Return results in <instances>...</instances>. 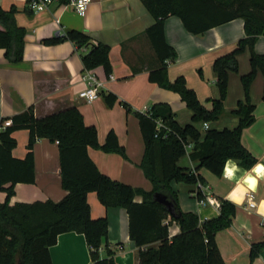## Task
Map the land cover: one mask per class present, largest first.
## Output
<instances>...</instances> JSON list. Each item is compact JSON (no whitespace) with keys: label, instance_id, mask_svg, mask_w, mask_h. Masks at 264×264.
<instances>
[{"label":"trees","instance_id":"trees-1","mask_svg":"<svg viewBox=\"0 0 264 264\" xmlns=\"http://www.w3.org/2000/svg\"><path fill=\"white\" fill-rule=\"evenodd\" d=\"M71 0H58L64 5ZM154 18V24L146 30L152 47L158 57L159 66L149 73V80L162 88L180 94L192 110V122L180 124L172 107L167 103L154 104L148 112L136 111L145 141V152L140 164L153 189L133 187L114 180L97 167L89 154V148L105 152H117L127 158L125 148L118 136L111 131L104 144L98 139V129L87 125L84 115L77 106L59 110L38 117L31 106L13 116L0 118V189L7 193L0 202V264H53L50 247L55 245L60 234L77 232L84 234L90 249L92 264H118L115 251L109 247V220L107 217L93 218L88 194L96 192L106 207H123L129 216V233L139 247V264H226L217 242V234L231 227L237 206L230 200H221L217 217L201 220L195 212L183 211L178 194L172 182L189 184L203 183L201 168H207L221 176L229 159L237 160L251 169L257 159L242 143L244 129L255 121V105L250 97V87L257 72L264 74V55L255 51L258 38L264 35V0H142ZM14 5L5 9L0 4V48L6 50V57L12 63L24 59L27 30L18 25ZM26 12L33 14L27 2ZM169 16L182 19L186 29L194 34H203L209 29L237 18L245 21L246 36L241 38L235 49L217 57L213 67L217 74L220 96L212 99L208 108L197 92L187 84L185 76L170 80L168 67L178 58L177 50L168 43L165 34V20ZM70 40L79 47L90 48L82 54L85 71L103 67L109 76L112 71L111 48L103 42H96L86 32L69 29L63 35L45 38L42 42L54 45ZM247 48L251 51L249 73L242 76L245 100L238 108L227 112L224 106L228 95L229 78L238 72V56ZM203 76L202 71H199ZM108 106L118 101L112 92H101ZM264 99V93H263ZM123 105L131 109L123 102ZM226 114L239 118L234 128H209L204 132L197 122H215ZM11 125L4 126L5 121ZM164 126L158 129V122ZM29 131L27 154L16 158L17 147L14 133ZM58 141L62 186L68 194L60 201L51 199L32 203L18 202L10 205L19 182L35 183L34 147L38 140ZM198 162L195 170L182 167L178 160L188 152ZM143 196L142 202L135 200ZM158 195L169 203L162 202ZM198 199L204 194L197 192ZM168 221V222H166ZM176 222L179 233L170 236V226ZM159 242V246H153ZM105 245L106 256L100 249ZM264 250V240L252 244L250 257L254 260Z\"/></svg>","mask_w":264,"mask_h":264},{"label":"crops","instance_id":"crops-1","mask_svg":"<svg viewBox=\"0 0 264 264\" xmlns=\"http://www.w3.org/2000/svg\"><path fill=\"white\" fill-rule=\"evenodd\" d=\"M5 9L18 8V25L26 28L24 59L12 63L6 57V50L0 48V118L13 116L33 106L38 117L77 106L87 125L98 129L100 144H104L113 131L125 148L127 158L117 152H105L90 147L89 154L101 172L114 180L147 191L153 189L152 182L140 167L145 141L136 111H144L157 103L169 104L177 121L184 125L192 122L193 112L182 100L179 93L162 88L149 80L151 70L159 66L158 57L152 47L146 30L154 24V18L142 0H92L84 15L54 2L40 12L28 14L27 0H0ZM3 26L0 24V29ZM69 29L88 33L94 41L110 46L112 75L110 79L103 67L91 70L103 82L101 92H112L118 96L113 106H108L103 95L92 102L79 97L85 88L83 75L86 73L81 56L90 48L79 47L66 40L54 45L42 42L45 38L63 35ZM165 34L169 44L178 53L176 61L168 67L170 80L185 76L187 84L194 89L199 99L212 108V99L220 96L217 74L213 64L217 57L231 52L238 41L246 36L245 21L237 18L215 26L203 34H194L186 29L182 19L169 16L165 20ZM255 51L264 55V35L255 44ZM251 51L247 48L238 56L240 68L230 74L228 95L224 106L229 113L245 100L242 76L251 70ZM202 71L203 76L199 71ZM264 74L261 70L250 87V97L255 105V121L242 133V143L264 165ZM126 102L131 109L123 105ZM239 118L226 114L218 121L209 122V128H234ZM196 126L203 132L204 122ZM17 147L13 150L16 158L27 154L29 131L14 133ZM191 148L178 160V164L195 170L198 162L190 157ZM35 183L19 182L10 205L18 202L32 203L51 199L62 200L68 191L62 186L60 154L57 142L43 138L34 147ZM235 165L230 175L226 171ZM254 165V166H255ZM242 166L237 160L229 159L221 176L207 168L199 173L203 180V194L220 202L230 200L236 204V215L230 228L217 234V242L226 264H264V250L251 260L252 244L264 240V215L259 211L264 207V175H258ZM252 176L256 183L250 185L247 177ZM178 194L180 207L186 212H195L201 220L217 217L220 209L212 204H201L197 197V184L172 182ZM255 196V208L247 207L248 193ZM7 193L0 189V202ZM137 202L143 201L137 195ZM88 202L93 218L107 217L109 220L108 244L115 251L118 264H139V247L129 233V216L123 207H106L96 192L88 194ZM180 231L178 223L170 226V236ZM153 246H159V242ZM53 264H92L90 249L84 234L67 232L60 234L55 245L50 247ZM105 257V245L100 249Z\"/></svg>","mask_w":264,"mask_h":264},{"label":"built area","instance_id":"built-area-1","mask_svg":"<svg viewBox=\"0 0 264 264\" xmlns=\"http://www.w3.org/2000/svg\"><path fill=\"white\" fill-rule=\"evenodd\" d=\"M29 3L30 8L34 12H40L49 7L50 4L54 2H58V0H27ZM92 2V0H71L69 3L64 4L63 6L69 9H73L76 12H78L81 15H84L86 13V10L89 6V4ZM83 81L85 82L86 86L84 89H82L79 92V97L87 102H92L96 99H98L101 95V88L103 86V82L100 81L97 76L90 70L86 71V73L83 75ZM110 79H114V76L112 74L109 75ZM150 108H145L143 112H148ZM12 120H7L4 123V126L11 125ZM164 126L161 121L158 122V129L160 127ZM209 123L204 122V128L209 129ZM58 143V141H57ZM189 148H191V145H189ZM198 190H201L203 192V184L201 182L198 183ZM199 202L201 204H212L215 205L217 208L221 210V202L212 197V196H206L202 199H199ZM257 205L255 196L252 192L248 193V199H247V207L248 208H255ZM168 222V221H166Z\"/></svg>","mask_w":264,"mask_h":264},{"label":"clouds","instance_id":"clouds-1","mask_svg":"<svg viewBox=\"0 0 264 264\" xmlns=\"http://www.w3.org/2000/svg\"><path fill=\"white\" fill-rule=\"evenodd\" d=\"M233 168H235V165H233L232 168L227 169L226 175H230L231 172H232V170H233ZM252 171L255 172L258 175H264V165L257 164L255 166H253ZM247 180H248V183L250 185H255V183H256L255 179L252 176H248L247 177ZM259 211H260V213L262 215H264V207H262L261 209H259Z\"/></svg>","mask_w":264,"mask_h":264},{"label":"water","instance_id":"water-1","mask_svg":"<svg viewBox=\"0 0 264 264\" xmlns=\"http://www.w3.org/2000/svg\"><path fill=\"white\" fill-rule=\"evenodd\" d=\"M158 198L162 201V202H166L167 204H169L166 200L165 197L162 195H158Z\"/></svg>","mask_w":264,"mask_h":264}]
</instances>
